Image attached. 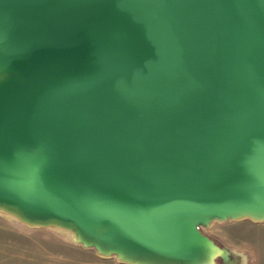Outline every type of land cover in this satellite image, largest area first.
Masks as SVG:
<instances>
[{
	"label": "water",
	"instance_id": "1",
	"mask_svg": "<svg viewBox=\"0 0 264 264\" xmlns=\"http://www.w3.org/2000/svg\"><path fill=\"white\" fill-rule=\"evenodd\" d=\"M0 216L117 264H246L264 223V0H0Z\"/></svg>",
	"mask_w": 264,
	"mask_h": 264
},
{
	"label": "rangeland",
	"instance_id": "2",
	"mask_svg": "<svg viewBox=\"0 0 264 264\" xmlns=\"http://www.w3.org/2000/svg\"><path fill=\"white\" fill-rule=\"evenodd\" d=\"M220 226L214 225L205 231L208 237L220 244L225 241L228 243L230 238L237 237L238 234L244 235L254 232L253 226L248 223ZM242 254L246 257V264H250L246 254ZM0 264L117 263L112 259H99L93 251L83 250L72 245L64 235L56 231L28 229L0 216ZM259 264H264V254L261 255Z\"/></svg>",
	"mask_w": 264,
	"mask_h": 264
},
{
	"label": "crops",
	"instance_id": "3",
	"mask_svg": "<svg viewBox=\"0 0 264 264\" xmlns=\"http://www.w3.org/2000/svg\"><path fill=\"white\" fill-rule=\"evenodd\" d=\"M248 223L254 228V232L230 238L229 242L226 241L222 244L229 249L237 252L245 253L249 259L250 264H259L261 255L264 254V223L252 224L248 221H241L236 223H225L221 226L232 224ZM220 226V227H221ZM227 236V234H225ZM225 238V237H224ZM229 239V238H228ZM227 240V239H226Z\"/></svg>",
	"mask_w": 264,
	"mask_h": 264
},
{
	"label": "flooded vegetation",
	"instance_id": "4",
	"mask_svg": "<svg viewBox=\"0 0 264 264\" xmlns=\"http://www.w3.org/2000/svg\"><path fill=\"white\" fill-rule=\"evenodd\" d=\"M217 264H220L219 262Z\"/></svg>",
	"mask_w": 264,
	"mask_h": 264
}]
</instances>
